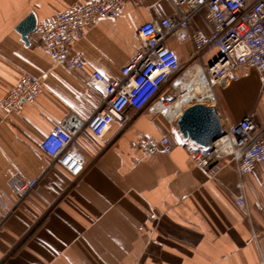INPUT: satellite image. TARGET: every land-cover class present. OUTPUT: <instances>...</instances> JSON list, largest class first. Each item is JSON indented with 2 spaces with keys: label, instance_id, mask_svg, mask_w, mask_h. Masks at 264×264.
I'll return each instance as SVG.
<instances>
[{
  "label": "crops",
  "instance_id": "1",
  "mask_svg": "<svg viewBox=\"0 0 264 264\" xmlns=\"http://www.w3.org/2000/svg\"><path fill=\"white\" fill-rule=\"evenodd\" d=\"M92 1L0 0V98L21 74H47L20 112L0 109V264H264V178L258 171L242 175L246 213L235 205L234 165L215 158L207 172L198 169L176 123L158 110L128 109L130 121H113L100 140L82 132L79 176L50 167L42 137L68 111L86 120L100 103L90 72L117 78L139 49L137 27L173 13L169 0H122L115 18L87 27L73 45L71 53L84 61L73 72L54 65L40 40L25 45L15 30L30 12L40 24ZM190 28L210 30L203 11ZM167 46L183 69H193L190 40L170 37ZM215 93L229 122L250 116L264 123V83L255 68ZM138 135H167L173 148L146 157ZM15 177L38 184L5 216V204L19 196Z\"/></svg>",
  "mask_w": 264,
  "mask_h": 264
},
{
  "label": "built area",
  "instance_id": "2",
  "mask_svg": "<svg viewBox=\"0 0 264 264\" xmlns=\"http://www.w3.org/2000/svg\"><path fill=\"white\" fill-rule=\"evenodd\" d=\"M173 13L141 23L136 33L140 46L120 67L117 78H108L98 70L90 72L89 85L100 95V103L86 120L68 111L39 142L50 159V167L58 166L71 177L81 174L84 156L78 151L77 139L82 132L102 139L113 121L127 123L128 109L145 107L158 110L174 122L182 110L203 99H216L215 90L239 79L246 70L255 68L264 83V0H169ZM122 0H94L87 4H71L54 18L37 24L28 39L41 41L54 65L69 72L84 69L79 53H71L73 45L85 29L104 19L115 18L122 9ZM204 12L210 30L191 29L194 17ZM170 37L179 43L190 40L193 62L191 71L181 67L176 53L167 46ZM47 74L25 72L0 98L4 115L20 112L32 103ZM191 96L183 99L187 91ZM211 90L214 97L202 94ZM216 101V100H215ZM203 103V102H202ZM216 106V102H210ZM224 134L210 150L184 140L194 165L207 172L215 158L234 165L240 194L235 205L248 212L242 175L258 171L264 178V123L250 116L231 123L220 115ZM143 141L146 157L159 151L169 153L173 145L167 135L159 138L138 135ZM38 179L15 177L12 189L18 199L5 204L9 215L33 191Z\"/></svg>",
  "mask_w": 264,
  "mask_h": 264
},
{
  "label": "water",
  "instance_id": "3",
  "mask_svg": "<svg viewBox=\"0 0 264 264\" xmlns=\"http://www.w3.org/2000/svg\"><path fill=\"white\" fill-rule=\"evenodd\" d=\"M36 25L37 19L34 13L30 12L15 27L25 45L29 44L28 35ZM175 123L177 132L183 140L207 151L224 134L220 114L213 104L192 103L182 110Z\"/></svg>",
  "mask_w": 264,
  "mask_h": 264
},
{
  "label": "bare ground",
  "instance_id": "4",
  "mask_svg": "<svg viewBox=\"0 0 264 264\" xmlns=\"http://www.w3.org/2000/svg\"><path fill=\"white\" fill-rule=\"evenodd\" d=\"M190 92H191V91L188 90L187 93L184 95L183 99H185V98L191 96V93H190ZM200 92H201L202 94H204V95H207L208 97H214V95H213V93L211 92V90H208V91L201 90Z\"/></svg>",
  "mask_w": 264,
  "mask_h": 264
},
{
  "label": "rangeland",
  "instance_id": "5",
  "mask_svg": "<svg viewBox=\"0 0 264 264\" xmlns=\"http://www.w3.org/2000/svg\"><path fill=\"white\" fill-rule=\"evenodd\" d=\"M215 95H216V93H215ZM217 101V96H216V99H213V101H211V100H208V99H203V103H205V104H211L210 102H216ZM216 105H218V104H216ZM217 107V106H216ZM217 110H218V112H219V114L220 115H223L222 113H221V111H220V108H219V106L217 107Z\"/></svg>",
  "mask_w": 264,
  "mask_h": 264
}]
</instances>
